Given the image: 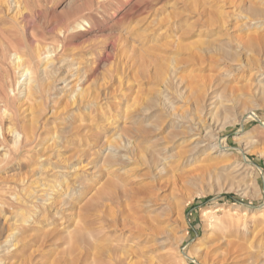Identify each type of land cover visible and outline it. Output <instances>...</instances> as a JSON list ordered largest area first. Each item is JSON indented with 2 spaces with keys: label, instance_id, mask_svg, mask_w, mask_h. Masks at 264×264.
I'll use <instances>...</instances> for the list:
<instances>
[{
  "label": "rangeland",
  "instance_id": "374dc122",
  "mask_svg": "<svg viewBox=\"0 0 264 264\" xmlns=\"http://www.w3.org/2000/svg\"><path fill=\"white\" fill-rule=\"evenodd\" d=\"M0 1V264H264V0Z\"/></svg>",
  "mask_w": 264,
  "mask_h": 264
},
{
  "label": "bare ground",
  "instance_id": "6f19581e",
  "mask_svg": "<svg viewBox=\"0 0 264 264\" xmlns=\"http://www.w3.org/2000/svg\"><path fill=\"white\" fill-rule=\"evenodd\" d=\"M2 1H4V0H2ZM7 2H8V0H6ZM13 1V3L14 4H16L17 5V3H16V1H14V0H12ZM241 1H246V0H241ZM247 1H249V2H251V0H247ZM0 3H1V1H0ZM4 3H5V1H4ZM10 3V1L8 2V4ZM2 4H3V2H2ZM5 5V4H4ZM2 6V5H1ZM18 6V5H17ZM25 38V37H24ZM39 42V41H38ZM35 45H36V43H35ZM37 46V45H36ZM40 46V45H39ZM43 46V45H42ZM38 47V46H37ZM36 47V48H37ZM35 48V49H36ZM43 48V47H42ZM34 49V50H35ZM29 50V49H28ZM32 51V50H31ZM37 51V50H36ZM35 51V52H36ZM45 53V52H44ZM36 54H38L39 55V53H38V51H37V53ZM31 55H34L33 54V52L31 53ZM37 55V56H38ZM54 55V54H53ZM16 60H17V62H23V57H21V56H16ZM35 57H34V59H33V57L32 58H30V60H29V66L27 65V66H25V70L24 71H26L27 72V74H30L31 73V70L30 69H32V65H34V63H35ZM24 65V64H23ZM22 65V66H23ZM22 69V68H21ZM172 73H174V74H176L175 73V69H172ZM31 79V78H30ZM37 88V87H36ZM35 88V89H36ZM158 126V125H157ZM157 126H155V127H157ZM154 127V128H155ZM196 127H198V126H196ZM153 128V127H152ZM157 129L158 130H160V126L159 127H157L156 128V131H157ZM195 129V128H194ZM199 129V128H198ZM197 129V130H198ZM202 129V128H201ZM155 130V129H154ZM18 131H15V132H13V133H15V136L14 137H16L17 138V140L18 141H20V134H19V132L17 133ZM27 134V133H26ZM34 134V133H33ZM22 135V137H24V134H21ZM196 135H200L199 134V132L196 134ZM27 136V135H26ZM25 136V137H26ZM32 136V135H31ZM21 137V138H22ZM199 137V136H198ZM143 138H144V136H143ZM148 138V137H147ZM144 139H146V137L144 138ZM200 140V139H199ZM16 141V140H15ZM22 141V140H21ZM152 141V140H151ZM144 142V141H143ZM29 143V142H28ZM197 143V142H196ZM117 145V144H116ZM158 145V144H157ZM114 146V145H113ZM160 146V145H159ZM112 147V146H111ZM166 146H164L163 147V149L165 148ZM108 148H110V146L108 147ZM113 148V147H112ZM116 148V147H115ZM125 148V147H124ZM123 148V149H124ZM129 148V147H128ZM134 148V147H133ZM117 149H120L119 148V146H118V148ZM155 149V148H154ZM111 150V149H110ZM113 150V149H112ZM115 151L117 152L118 150H116L115 149ZM115 151H113L114 153L113 154H111V155H114L116 152ZM132 151H133V149H132ZM154 152V151H153ZM112 153V152H111ZM119 153V152H118ZM133 153H134V151H133ZM160 153V152H159ZM152 154V153H151ZM174 155V154H173ZM173 155H172V157H173ZM116 156V155H115ZM117 157V156H116ZM131 157H133V156H131ZM159 157V156H158ZM171 157V156H170ZM123 159V158H122ZM128 159H131V158H128ZM164 159V158H163ZM152 161H154V160H152ZM161 163V162H160ZM151 164V163H150ZM154 164V163H153ZM112 165H110V167H111ZM153 166H155V165H153ZM158 169V168H157ZM111 172L113 171V170H110ZM109 171V172H110ZM111 174V173H110ZM118 174V173H117ZM116 174V175H117ZM115 176V175H114ZM118 176V175H117ZM55 177V176H54ZM132 177V176H131ZM119 178V177H118ZM128 178V177H127ZM55 179H56V177H55ZM51 181V180H50ZM57 181L56 180H52L51 182H50V184L52 183V185H50V187H52V188H54V190H53V192H55L56 191V185H55V183H56ZM65 181H60V184H63ZM39 188V187H38ZM49 199L47 198V201H48ZM50 201H55V197H51V200ZM49 203V202H48ZM137 203V202H136ZM138 204V203H137ZM132 206V205H131ZM130 207V206H129ZM129 209H131V208H128V210ZM124 212L122 211V214H123ZM132 216V215H131ZM122 218H121V220H122V222H121V224L123 223V225L125 226L126 225V223H125V220H126V218L125 217H123V215L121 216ZM129 219V218H128ZM127 219V220H128ZM137 219V218H136ZM139 219H137V221H138ZM124 221V222H123ZM129 221H130V219H129ZM116 222H117V220H116V218H115V220L113 219L111 222H109V223H111V227L112 226H116ZM130 223V222H129ZM128 223V224H129ZM132 223L134 224L135 223V220L134 221H132ZM120 224V225H121ZM119 225V226H120ZM108 226V225H107ZM117 226H118V224H117ZM127 228H128V225L126 226ZM102 226L101 227H98V228H93L92 226H88L87 224L84 226V228L82 229L81 228V232H80V236H81V239H82V241H83V243L85 244H87L88 242H89V238H94V236L95 235H100V234H102V232H103V230H102ZM131 229V228H130ZM135 229V228H134ZM140 230V229H139ZM143 230V229H142ZM142 230H140L141 232H142ZM137 231V230H136ZM140 231H139V233H138V235L137 234H135V235H131L130 237H128L129 236V234H128V236L126 235V237H128L127 238V240H125V242H127V244H128V248L126 247V248H124L123 247V256H124V261H123V264H135V261H138V260H135L134 261V257H136V258H140L141 256H139V255H141L142 254V256L144 255L143 254V252H140L139 253V255L137 254V256H135V251L137 250V249H142L143 247L141 246H138L140 243H139V241H137V239L138 238H140V236L142 235V233L140 234ZM76 233V232H75ZM133 233V232H132ZM135 233H137V232H135ZM121 235V234H120ZM153 235V234H152ZM12 235L11 234H7V236L6 237H11ZM123 236H125V235H123ZM234 234H232V232H230V231H223V232H216L215 233V235H214V240H213V243H212V246H211V249L210 250H207L206 251V256H208V257H210L211 259H213V260H215L217 257H220L218 260H224V261H227V259H234L235 258V256H236V254L238 255V253H239V250L241 251V243H239L236 239H234ZM120 238V237H119ZM10 239V238H9ZM117 239V238H116ZM115 239V240H116ZM122 239H124V238H122ZM126 239V238H125ZM150 239H153V238H150ZM148 240V239H147ZM153 241V240H152ZM242 241V240H241ZM122 242V241H121ZM119 243V242H118ZM123 243V242H122ZM122 243H121V245H122ZM117 244V243H116ZM138 244V245H137ZM12 245H14V243L12 244ZM125 245V244H124ZM138 246V247H137ZM98 247V246H97ZM96 247V249H98ZM100 247V246H99ZM118 247V246H117ZM79 248V247H78ZM121 248V247H120ZM220 248H222V251L220 252L221 254H218V255H221V256H218L217 255V252H218V250L220 249ZM87 249V248H86ZM136 249V250H135ZM120 250H122V249H120ZM80 251V250H79ZM75 253V252H74ZM122 253H119V259L121 258L122 259V255H121ZM240 254V253H239ZM83 255V257H84V259H86L87 258V256H88V253H84V254H82ZM120 255H121V257H120ZM244 255V254H243ZM159 256V255H158ZM112 259V258H111ZM114 260V259H113ZM119 261H121V260H119ZM0 262H2V260L0 259ZM121 264V263H120ZM137 264V263H136Z\"/></svg>",
  "mask_w": 264,
  "mask_h": 264
}]
</instances>
